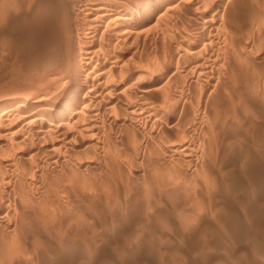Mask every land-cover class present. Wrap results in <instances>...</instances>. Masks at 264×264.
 I'll list each match as a JSON object with an SVG mask.
<instances>
[{
  "label": "rangeland",
  "instance_id": "374dc122",
  "mask_svg": "<svg viewBox=\"0 0 264 264\" xmlns=\"http://www.w3.org/2000/svg\"><path fill=\"white\" fill-rule=\"evenodd\" d=\"M52 1L0 0V109L8 115L0 122V264H264V144L260 146L255 137L264 128V81L260 78L264 77V0L228 2L222 21L228 27V40L236 38L239 42L234 41L233 47L240 44V49L220 51L219 65L214 58L219 48L213 51L210 45L203 57L209 63L204 62L206 66L195 74H202V81L213 89L214 83L225 80L230 92L245 93L257 109L246 112L232 93L222 87L211 89L212 97H219L221 104L214 99L210 105L221 113V120L214 123L208 112L206 121L184 138L191 149L183 155L186 158L172 162L184 173L179 179L170 176L165 158L158 160L161 145L172 140L164 129L140 118L141 113L131 123L108 118L121 105L110 95L97 92L98 103L84 98L81 107L92 111L95 118H75L69 140L59 131L44 137L36 134L33 119H51L65 111L62 93L71 79L57 61L64 41L56 24L59 13L41 11L47 2L55 7L65 1L73 8L78 2ZM185 12L179 5L163 9L144 31L151 39L148 49L142 50L140 42H128L117 54L128 58L139 45L135 57L148 58L158 49L168 48L173 42L172 29L178 17L186 19ZM251 55L257 73L243 64L242 58ZM181 65L177 86L185 85L187 71L194 66ZM80 74L78 69L74 76ZM255 75H260L256 85ZM100 94L108 101L104 108L100 107ZM230 111L239 112L244 123H238L235 112ZM185 125L173 124L167 129L174 132L176 142L183 139L179 135ZM219 138L226 145L223 149L230 147L222 156L211 147ZM205 174L212 175L220 187L215 200L207 196L206 186L212 184H206L211 179ZM206 196L208 203L203 205ZM194 213L201 217L198 226L190 221Z\"/></svg>",
  "mask_w": 264,
  "mask_h": 264
},
{
  "label": "bare ground",
  "instance_id": "6f19581e",
  "mask_svg": "<svg viewBox=\"0 0 264 264\" xmlns=\"http://www.w3.org/2000/svg\"><path fill=\"white\" fill-rule=\"evenodd\" d=\"M229 1L230 0H125L121 3H118V2L117 3H102V2H98L97 0H76V3L77 2L78 3L76 4V6L74 8H73V5L71 6L68 2H65V1H62L61 4L56 5L55 7L51 6L52 7L51 8L50 7L51 3L49 4V2H47L48 4H46L44 6L45 9H43L41 12L43 14L46 13L47 15L49 13V15H54V16H57V14L59 13V15L57 16L58 19L56 18V24L59 23V25H57V26H58L59 31L64 36V41L61 42L63 44L61 45V48H60V51L62 52V57L60 59H58L57 61H58L59 66L63 67L67 72H69L71 74V77H70L71 79H70V82L68 84L66 93L61 92L62 95L64 94L62 96V99L64 101H63V103H61V105L62 104L65 105V107H66L65 111L63 108V110H62V111H64L63 114H59L58 117H53L51 119L46 118V117L45 118H36L35 120L33 119V125L37 126V129H38L36 131L37 132L36 134L44 137V135H47L49 132L59 131V132H61V134H63V136L65 137L64 138L65 140H69L73 134L72 133V130H73L72 124H73V121L75 120V118H77L81 115L85 116L86 120H90V119L95 118L94 115H92L93 114L92 111H87V108L84 106L81 107L80 104H82V101L84 100L85 97H88L93 102L98 103L97 97L99 94L97 92H100L104 95H110L113 102L114 101H121V102H118L121 105L119 106V108H117L115 114L112 115L111 117H108V118H112L114 121H117L118 118H120L119 120H121L123 122V124H124V122L125 123L126 122L131 123L132 120H136L138 118V114L141 113L142 116H140V118L144 117L146 119V121H148L154 125L157 124V126H159V128L164 129L163 131H165V135L168 138L172 139L173 141L171 140V142H169V145L166 144L165 147H164V144L161 145V146H163V149L162 150L160 149L161 151L157 152V153L161 154V157H159L158 160L162 159V157H163V158H165L166 163H169V164H167V167H168L169 173H171L170 176L172 178H178V179L183 178L184 173L182 174V172L179 171L180 168H177L176 165H174V163H172V162L176 158H180V157L182 158L183 155L186 154L185 152H187L188 150L191 149V148L189 149V146H190L189 142H186L184 140V138L187 137V134H190V133L192 134L197 129V127H199L200 124L202 125L201 122L203 120L206 121L205 118L208 115V112H209L210 116H212L214 118V123L219 122L221 120V113L217 112L215 106L210 105V101H212L214 99H215V101H217L216 102V104H217L219 102L218 101L219 97L217 100H216V98H214L215 96L212 97V90L211 89H213V88H212V86H210V83L202 81L203 79L200 78L202 74H198V75H195V74L197 71L202 70V67H204L206 62L209 63L203 57H204V55H206L205 53H206V51L210 45H212L211 48L214 47L213 51H214V49L216 51L219 48L215 53L216 55L214 56V58L218 60L219 65H220V59H218L219 57L217 55L221 54L220 51L224 50L225 53L226 52L230 53L232 50V52L234 53L233 48H236V47L239 48V46H240V44H238L236 47H233V42L236 40V38L234 39V41L233 40L231 41L232 42V44H231V42L228 40V38H229V37H227L228 35H226L228 32V27H225L224 22L222 21L224 14L226 13V7H227V4ZM262 4H264V3H262ZM48 5H49V7H47ZM178 5L183 6V8L186 10V12H185L186 19L178 17L177 22L175 24V27L172 29V32H173L172 45L169 44V47L168 48L166 47V49H163V48L160 50L158 49L157 52L155 51V53L153 55H150L148 58H146V57L145 58H138V57L136 58L135 57V55H136L135 52L137 50V47H140L139 45H137V47L134 48V51L132 53L129 52V54H131V56L128 58L122 59V57H120V55L117 54L120 51L118 49H120V48L122 49L121 46H123L126 43L128 44V42H131V44L132 43L136 44V43L140 42L142 50L144 48L148 49L147 45L149 43V40H151V39H148L147 35L144 32L146 30V27H149L147 25H149L152 22V20L156 21L158 18L157 16L159 15V13L163 9H165V10L173 9L175 6H178ZM18 6H19V4H18ZM18 8H20V6ZM46 8H49V9H46ZM174 10H173V12H174ZM38 14H40L39 10H38ZM228 16H229V14H228ZM257 16H259V15H257ZM153 24H154V22H153ZM229 36H231V35H229ZM212 42L214 44H212ZM235 42H237V41H235ZM237 43H234V44H237ZM256 43L253 46L258 48V46H255ZM251 44H252V42H251ZM262 44H263V42L260 40L258 42V45L262 46ZM251 46L252 45H250V48H251ZM156 47H158V46H156ZM262 48H264V46ZM124 50H126V49H124ZM131 50H133V49H131ZM123 51H121V52H123ZM251 51H250V54H251ZM262 51H264V50H262ZM259 52H260V50H259ZM150 53H152V52L150 51ZM225 53L223 54V56H225ZM246 53H244V54H246ZM140 54H141V52H140ZM248 56H250V55H248ZM263 56H264V54H263ZM246 57H244V58H246ZM251 57L252 58L248 57L247 59L242 58L243 64L246 66L250 65V69H251V67L253 68L252 69L253 71L251 70L252 73L253 72L257 73L258 68L255 67L254 64H252L255 62L254 61L255 57H253L252 55H251ZM211 58H212V56H211ZM184 63H189V64L194 65V66H191L192 67L191 69L187 68L188 69L187 74L188 73L189 74H188L187 82L185 83V85L177 86L176 77L179 74L178 68L181 64L183 65ZM211 63L213 64L212 61H211ZM225 64H224V66H225ZM212 66H214V64ZM78 69L80 70L81 74L78 77H76V76H74V74H75V72L78 71ZM212 73H214V72H212ZM219 73H220V71H219ZM252 73H250V74H252ZM221 74H222V72H221ZM180 75H181V73H180ZM211 75L212 74H210L209 76H211ZM262 75L264 76V74H262ZM249 76L250 75H247V77H249ZM259 76L260 75L254 76L253 80L256 81L254 83L255 85L257 84V82H259L258 80L260 78H261V81L262 80L264 81V77L260 76V78H259ZM221 77L223 78V74ZM212 79L216 80L215 78H212ZM224 81H217L216 83H214L213 86L216 89H217V87H222V89H225L229 94L232 93L238 99L239 103L244 105L246 112L256 111L255 109H257V108H254L256 106L254 105V107H253V104L250 103V101L246 97L247 95L245 93H242L241 91L236 92V90L233 92H230L231 90L229 89V86L226 85L224 83ZM228 81H230V80H228ZM249 81L251 82V80H249ZM262 84H264V83H262ZM64 89H66V88H64ZM252 89H253V87H252ZM64 92H65V90H64ZM80 92L83 94L82 97H81V95H79ZM214 92H213V94L216 95L217 91H214ZM102 94H100L101 98H102ZM101 98H99L100 103L101 102H103V103H102V105H100V107H103L104 105H107L108 101L107 100L103 101L104 96L102 99ZM83 104H85L84 101H83ZM88 104L90 105V103H88ZM192 104H194L195 108L192 106ZM117 105L118 104H116V106ZM86 106H87V104H86ZM109 106H112V105H109ZM230 107H233V106H229V108ZM237 107H238V105H237ZM89 108L90 107H88V110H90ZM222 108H223V106H222ZM227 108H228V106H227ZM227 108H226V110L229 109V108L228 109ZM99 109H101V108H99ZM228 112H229V110H228ZM230 112L234 113L235 111L234 112L230 111ZM243 112H244V110H243ZM258 113H260V111ZM96 114H98V113L96 112ZM141 114H139V115H141ZM234 114H236L237 118L239 119V121L237 120L238 123L244 121V120L240 121L242 118H241V115L239 112H235ZM7 116L8 115L6 114V112H2V110L0 109V122L6 120L4 118H7ZM97 117H99V115H97ZM212 119H210V121ZM30 122H32V121H30ZM25 123H26V121H25ZM184 123H186V125L181 130L180 135H179V136H181L180 138L182 139V137H183V139L180 142H176V140H178V139L172 135V134H174V132L172 131L173 133L170 134V132L167 129L173 124L182 125V127H183ZM214 123H212V124H214ZM74 125L75 124H73V126ZM240 125H243V124H240ZM43 128L45 130H43ZM131 128H133V127H131ZM171 128H172V126H171ZM177 128H179V127H177ZM177 128H175V130ZM263 129L261 131L260 136L255 134L256 135L255 137L256 138L258 137L257 140H258V144L260 146H261V144H264V130ZM175 132L177 133V130ZM198 134H200V133H198ZM57 135H58V133H57ZM162 135H163V133H162ZM16 136H17V134H16ZM158 136H160V135H158ZM201 136H199V137L201 138ZM211 136H213V135L212 134L206 135V137H209V138H211ZM216 136H218V135H216ZM220 138L215 141L213 146H211V144L209 143L210 146L215 151H217V156H218V153H220V155L222 156L225 153L224 151H227L228 149H230V147H228V149H226L227 147L226 148L224 147L226 150L223 149V146L225 144L224 143L222 144ZM158 139H159V137H158ZM191 139H193V138H191ZM203 140H204V138H203ZM159 141H161V140H159ZM166 141L167 140H165V143H166ZM151 147H153V146H151ZM158 147H159V145H158ZM195 148H196V146H195ZM148 150H149V147H148ZM184 157H183V159H184ZM161 162H162V160H161ZM156 163H157V161H156ZM160 165H162V164H160ZM158 169L161 170L162 168L159 167ZM163 169H164V167H163ZM209 172H207V174ZM209 175H206V176H208L211 180L207 179L209 182L206 180L208 182L206 184L209 185L211 183L212 185L210 184L211 186H206L207 190L206 189L205 190L209 194V195H207L208 198L209 199L213 198L212 200H215L216 198H218L216 193H218V191H219L218 190L219 186L217 185L216 181H214L215 178H213L212 175H211V177ZM182 181H183V179H182ZM215 185H217V186H215ZM219 189H220V187H219ZM220 191H222V190H220ZM198 193H200V192H198ZM207 196H206V198L203 197L204 199H206V201L203 203V205L208 203L207 202ZM0 197H2V196H0ZM197 201H198V198H197ZM198 202H196V204ZM0 203H1V201H0ZM210 203L212 206L213 201L209 202V205H210ZM189 204H191V203H189ZM199 204H202V203H199ZM192 205H194V204H192ZM209 205H208V207L207 206H205V207L210 208L211 206L209 207ZM198 207H197L198 210H200V207L203 208L201 205L199 208ZM205 207H204V209H205ZM213 208H215V204H214ZM220 209L223 210L222 207H220ZM247 209H249V208H247ZM190 210L191 209L189 207V211ZM210 210H212V209H210ZM200 211H202V209ZM194 212H195V209H194ZM196 212H198V211H196ZM208 212L206 211L205 214ZM203 213L204 212H202V214ZM198 214L199 213H196L195 217H192V220H190L191 218L189 219L190 221H192L191 223L193 226H195V225L198 226L201 224V217L198 216ZM190 215L188 214V216H190ZM194 229H196V228H194ZM177 234H178V232H177ZM224 241H225V239H224ZM259 251H261V250H259ZM261 256L264 257V252L261 254ZM260 259H262V258H260Z\"/></svg>",
  "mask_w": 264,
  "mask_h": 264
}]
</instances>
